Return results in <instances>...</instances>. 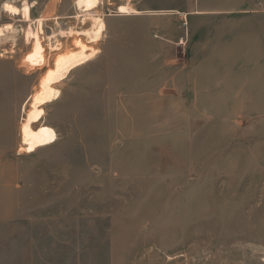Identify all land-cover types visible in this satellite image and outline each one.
<instances>
[{"label":"rangeland","instance_id":"obj_1","mask_svg":"<svg viewBox=\"0 0 264 264\" xmlns=\"http://www.w3.org/2000/svg\"><path fill=\"white\" fill-rule=\"evenodd\" d=\"M210 3L101 0L94 44L76 0H0V233L37 264H264L261 123L227 131L168 79L167 28L194 26L173 9Z\"/></svg>","mask_w":264,"mask_h":264},{"label":"crops","instance_id":"obj_2","mask_svg":"<svg viewBox=\"0 0 264 264\" xmlns=\"http://www.w3.org/2000/svg\"><path fill=\"white\" fill-rule=\"evenodd\" d=\"M210 1L204 8L173 9L182 26L190 18L194 26L184 34L182 28H167L175 44L168 79L183 101L189 96L200 117L209 116L227 131H249L256 120L261 126L253 128L264 131V0ZM125 5L117 6L118 16L141 14H121ZM31 239L30 233H0V264H37Z\"/></svg>","mask_w":264,"mask_h":264},{"label":"bare ground","instance_id":"obj_3","mask_svg":"<svg viewBox=\"0 0 264 264\" xmlns=\"http://www.w3.org/2000/svg\"><path fill=\"white\" fill-rule=\"evenodd\" d=\"M100 3H101V0H76V6L78 9L83 10V12H87L88 15H91V17L92 16L94 17V19L92 18L94 21L92 24L93 28L91 30L85 31V33L90 36V43H94V44H98L100 42L105 31L107 30V25L105 24V21L103 20L104 18H102V16H94V14L96 13L95 11L97 10L98 5ZM119 12L124 15H130L132 12H137V11H135L133 8H130V7H120ZM45 20H46L45 18H40V21H39V27H40L39 34L40 35L44 34L43 22ZM76 35L80 36L81 34L77 32ZM35 44H36V50L40 51L42 49V44H40L39 42ZM60 47L61 45H58L55 48V51H59ZM98 53L99 51L97 49L92 48L87 53H82L80 55L77 54V56L70 58L69 61L67 62V69L72 70L75 68L82 67L84 64L93 60V58Z\"/></svg>","mask_w":264,"mask_h":264}]
</instances>
